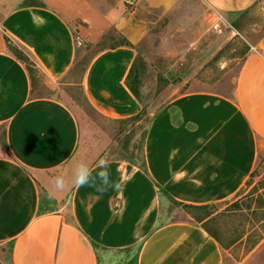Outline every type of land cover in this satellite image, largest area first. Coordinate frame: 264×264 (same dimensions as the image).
<instances>
[{"label": "crops", "instance_id": "0c3cea01", "mask_svg": "<svg viewBox=\"0 0 264 264\" xmlns=\"http://www.w3.org/2000/svg\"><path fill=\"white\" fill-rule=\"evenodd\" d=\"M203 1L222 16L258 0ZM144 24L127 22L122 10L103 13L90 0H0V139L7 141L0 140V257L11 264H119L121 256L122 264H224L221 245L201 224L167 220L163 209L170 196L191 204L230 199L252 173L264 146V46L247 52L231 95L188 92L153 114L144 168L107 158L105 186L96 176L99 159L88 166L95 182L77 186L71 160L79 117L63 98L33 94L29 72L5 40L24 45L57 82L75 64L77 39L96 43L116 28L135 44ZM111 47L93 56L82 85L97 112L126 118L142 109L127 86L135 49Z\"/></svg>", "mask_w": 264, "mask_h": 264}, {"label": "rangeland", "instance_id": "374dc122", "mask_svg": "<svg viewBox=\"0 0 264 264\" xmlns=\"http://www.w3.org/2000/svg\"><path fill=\"white\" fill-rule=\"evenodd\" d=\"M90 1L103 13L118 9L127 22L138 19L145 23L133 47L139 68L140 102L146 114L140 120L108 118L97 112L85 95L82 81L90 60L126 37L116 28L96 43L77 39L75 65L57 82L49 81L28 56V64L36 67L34 94L63 98L79 117V146L71 160L75 166H90L101 158L140 157L155 112L173 97L188 92L231 95L248 52L246 47L264 46V0L247 10L222 16L203 0H174L167 6H155L149 0ZM125 146L127 151L123 150ZM253 171L240 192L215 205L216 216L206 222L221 240L224 264H264V146ZM237 200L238 206L233 204ZM190 211L170 198L163 209L167 220L192 218ZM5 256L0 257V264H11ZM122 257L119 264L125 262Z\"/></svg>", "mask_w": 264, "mask_h": 264}, {"label": "trees", "instance_id": "16d2710c", "mask_svg": "<svg viewBox=\"0 0 264 264\" xmlns=\"http://www.w3.org/2000/svg\"><path fill=\"white\" fill-rule=\"evenodd\" d=\"M5 40L7 42V45L9 47V49L11 50V52L20 60L23 62V64L25 65L27 71L29 72L30 78H31V83H32V92L34 94V85H35V78H34V70L36 69V67H32L31 65L28 64V60L29 57L36 63V65L38 66L37 62L32 58L31 53H29V51L25 48L24 45H22L20 42L14 41L11 37H9L8 35H5ZM119 45H128L133 47V43L131 41H129L127 38H124L123 41H121L118 44L113 45L111 48H114L116 46ZM18 46V47H16ZM24 50L23 53L20 50ZM250 50V47L247 46L246 47V52ZM29 56V57H28ZM89 64V63H88ZM75 65V64H74ZM88 66V65H87ZM86 66V67H87ZM74 67V66H73ZM72 70V69H71ZM139 68H138V63L136 62V60L133 61L128 77H127V86L129 87V89L131 90V92L135 95V97L137 99H139L140 101V79H139ZM35 95V94H34ZM35 96H47V95H35ZM146 114L145 108L142 107L141 111L133 116L130 117H126V118H119L117 120L120 121H130V120H135V119H142ZM147 130L145 132V136H146ZM6 135V132H4V136ZM144 136V138H145ZM3 146L7 147V141L4 138L3 140L0 139ZM145 140V139H144ZM124 151H127V146H125L123 148ZM124 158L130 160L133 163L138 164L139 166H141L142 168L145 167V154H144V147L142 149L141 155L140 157H136L135 155H125ZM254 172V171H253ZM253 172L251 173V175L253 174ZM250 175V176H251ZM249 176V177H250ZM249 180V179H248ZM247 180V181H248ZM246 181V183H247ZM242 189V188H241ZM241 189L238 191L240 192ZM237 192V193H238ZM236 193V194H237ZM171 201H173L174 203L183 206L184 208L190 209L192 211H190L191 213V217L193 220L197 221L199 224L202 225L203 228H205V230H207V232L213 237L215 238L219 244L221 243L220 238L217 236V234L206 224V222H209V220L213 219L216 215L214 214V207L216 204H219L220 202H213V203H207V204H191V203H185V202H181L178 201L176 199H173L171 196L169 197ZM228 200V199H227ZM225 201V200H224ZM239 201H235L233 204H235L236 206L239 205L238 203Z\"/></svg>", "mask_w": 264, "mask_h": 264}, {"label": "clouds", "instance_id": "9594fccd", "mask_svg": "<svg viewBox=\"0 0 264 264\" xmlns=\"http://www.w3.org/2000/svg\"><path fill=\"white\" fill-rule=\"evenodd\" d=\"M97 167L100 169L96 176L101 179L105 186L109 185V172H108V164L105 159L101 158L98 162ZM74 182L77 186H84L89 184L90 182L94 183L95 178L92 176V173L89 167L84 163H78L74 169ZM55 186L59 189H63L65 187V180L62 176L55 177ZM115 187H119V184L114 185ZM51 196L52 193H49Z\"/></svg>", "mask_w": 264, "mask_h": 264}]
</instances>
